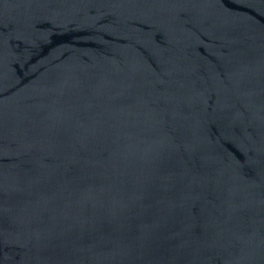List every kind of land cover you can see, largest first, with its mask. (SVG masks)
Instances as JSON below:
<instances>
[{
  "label": "water",
  "instance_id": "obj_1",
  "mask_svg": "<svg viewBox=\"0 0 264 264\" xmlns=\"http://www.w3.org/2000/svg\"><path fill=\"white\" fill-rule=\"evenodd\" d=\"M0 264H264V0H0Z\"/></svg>",
  "mask_w": 264,
  "mask_h": 264
}]
</instances>
